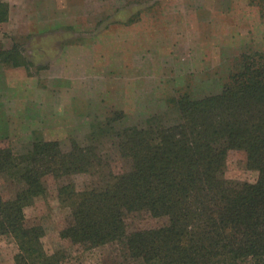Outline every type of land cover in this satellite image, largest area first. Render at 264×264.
I'll use <instances>...</instances> for the list:
<instances>
[{
    "label": "rangeland",
    "instance_id": "obj_1",
    "mask_svg": "<svg viewBox=\"0 0 264 264\" xmlns=\"http://www.w3.org/2000/svg\"><path fill=\"white\" fill-rule=\"evenodd\" d=\"M0 51L13 46L26 65L0 61V148L19 156L38 142L96 149L103 174L43 178L44 195L23 209L27 227L43 229L48 254L62 264H129L120 244L75 245L60 238L71 222L75 192L100 186L127 164L118 151L125 128L179 120L174 100L219 94L242 55L264 53V0H2ZM229 181L254 182L257 173L231 152ZM20 185L0 174V197L10 201ZM128 229L155 227L148 216ZM18 249L0 236V264H15ZM243 264H251L249 261Z\"/></svg>",
    "mask_w": 264,
    "mask_h": 264
},
{
    "label": "trees",
    "instance_id": "obj_2",
    "mask_svg": "<svg viewBox=\"0 0 264 264\" xmlns=\"http://www.w3.org/2000/svg\"><path fill=\"white\" fill-rule=\"evenodd\" d=\"M9 6L0 0V23ZM0 61L26 65L12 47ZM179 120L125 128L118 151L127 166L109 172L95 188L75 192L62 185L59 197L72 202L71 222L59 231L75 245L116 242L129 264H264V53L242 55L222 91L200 99L174 100ZM231 152L242 155L254 182L229 181ZM104 162L91 146L38 142L16 156L0 148V174L20 185L13 199L0 197V236L15 243V264H62L48 254L43 229L27 227L23 209L46 187L43 178L103 174ZM148 216L155 227L128 229L130 218Z\"/></svg>",
    "mask_w": 264,
    "mask_h": 264
}]
</instances>
